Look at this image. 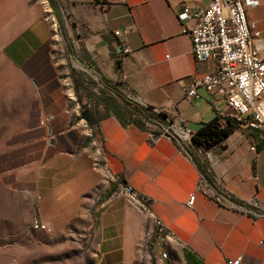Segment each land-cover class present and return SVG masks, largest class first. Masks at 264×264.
Listing matches in <instances>:
<instances>
[{
  "label": "crops",
  "instance_id": "0c3cea01",
  "mask_svg": "<svg viewBox=\"0 0 264 264\" xmlns=\"http://www.w3.org/2000/svg\"><path fill=\"white\" fill-rule=\"evenodd\" d=\"M40 1L0 0V129L20 127L25 98H31L28 112H33V102L38 107L35 91L50 98L53 112L61 106L60 88L53 90V84L65 80L71 86L69 99L74 95L71 82L63 77L62 60L53 56L59 35L42 16ZM53 1L85 28L78 38L86 54L81 63L96 73L98 87H103L101 77L116 81L138 104L166 114L177 112L194 134L203 122L223 112L221 102L203 87L190 99L182 90L193 77L215 69L213 59L194 58L190 36L177 17L183 1L201 6L206 0ZM246 16L261 31L264 43V0L247 5ZM124 44L129 51H122ZM98 109L105 112L102 104ZM95 125L107 173L138 192L148 211L122 197L103 201L94 221V252L89 254L93 264H148L137 254L142 214L167 227L186 264H227L236 259L239 264H264V217L253 218L212 197L226 189L244 201L256 197L264 204L263 131L249 132L241 125L202 155H192L167 136L151 142L141 125L123 123L111 112ZM56 159L51 158L45 174L38 177L42 187L54 185L42 198L57 210L63 205L75 210L79 196L93 183L91 158L81 154L67 159L63 168ZM198 161L206 162L210 180ZM190 194L191 207L186 204Z\"/></svg>",
  "mask_w": 264,
  "mask_h": 264
},
{
  "label": "rangeland",
  "instance_id": "374dc122",
  "mask_svg": "<svg viewBox=\"0 0 264 264\" xmlns=\"http://www.w3.org/2000/svg\"><path fill=\"white\" fill-rule=\"evenodd\" d=\"M40 3L42 16L59 35L53 56L62 60L63 77L71 82L74 95L69 99L71 86L65 80L53 84L51 88L58 87L61 93V106L53 112L50 98L35 91L38 107L33 102L34 110L28 112L31 98H25L20 127L0 129V264H93L89 254L94 252L93 228L100 205L111 197H122L118 182L105 169L95 123L80 117L82 106L92 109L88 90L97 93L99 79L81 63L86 54L78 38L85 28L64 8L53 7L48 0ZM71 73L82 78L88 88L75 90ZM81 154L91 158L93 183L79 196L77 209L63 205L57 210L52 201L42 198L54 185L48 183L44 188L38 177L45 174L51 158L56 156V165L63 168L67 159ZM141 217L142 239L137 245L141 259L148 264H186L177 241L166 233L158 234L150 219L145 214ZM36 221L45 223V228H35Z\"/></svg>",
  "mask_w": 264,
  "mask_h": 264
},
{
  "label": "built area",
  "instance_id": "2783aa9c",
  "mask_svg": "<svg viewBox=\"0 0 264 264\" xmlns=\"http://www.w3.org/2000/svg\"><path fill=\"white\" fill-rule=\"evenodd\" d=\"M253 0H206L201 6L186 1L177 13L183 31L191 39V52L197 61H215V69L200 77H193L185 85L183 95L190 99L203 87L221 102L223 112L220 120L227 117L240 122L249 132H264V43L262 33L247 20L246 6ZM123 52L129 51L126 44ZM152 112L158 113L156 109ZM144 130L151 142L161 136L175 139L189 153L191 150L208 151L193 141L194 133L183 123L179 114H166L160 120L140 117ZM210 149V148H209ZM256 178V177H255ZM119 195L138 210L147 212L145 199L131 186L118 182ZM221 205L237 209L253 218L264 217V204L253 197L244 201L226 189L212 194ZM194 196L190 194L186 204L191 207ZM45 223L36 221L35 228L44 229ZM158 234L167 232V227L154 219ZM169 235V234H168ZM239 259L227 264H239Z\"/></svg>",
  "mask_w": 264,
  "mask_h": 264
},
{
  "label": "trees",
  "instance_id": "16d2710c",
  "mask_svg": "<svg viewBox=\"0 0 264 264\" xmlns=\"http://www.w3.org/2000/svg\"><path fill=\"white\" fill-rule=\"evenodd\" d=\"M48 1L51 6L56 7L53 0ZM117 65H120L119 60H117ZM71 77L75 82V90H77L79 86L85 89L88 88L82 78H77L72 73ZM100 81L103 84V87L98 88L99 93L88 90L89 94L92 96V109L82 106V111L80 113V117L85 119L89 124L97 123L101 116L107 115L111 112L123 123H135L141 125L144 129L140 117L160 120L166 115V113L160 111L158 113H154L150 107L142 106L134 100L128 98L125 93L118 88V82H112L104 77H101ZM95 83L96 82H94V84ZM98 104H102L104 106L105 112H100ZM241 125L242 124L240 122L230 117L225 119V123L221 122L220 117H215L202 123L200 128L193 135V141L197 145H202L205 149H209L219 144L235 129L241 128ZM205 163V161H198L201 171L205 174L207 179L210 180L208 172L206 171Z\"/></svg>",
  "mask_w": 264,
  "mask_h": 264
},
{
  "label": "water",
  "instance_id": "95a60500",
  "mask_svg": "<svg viewBox=\"0 0 264 264\" xmlns=\"http://www.w3.org/2000/svg\"><path fill=\"white\" fill-rule=\"evenodd\" d=\"M34 84L38 87V84L36 82H34Z\"/></svg>",
  "mask_w": 264,
  "mask_h": 264
},
{
  "label": "bare ground",
  "instance_id": "6f19581e",
  "mask_svg": "<svg viewBox=\"0 0 264 264\" xmlns=\"http://www.w3.org/2000/svg\"><path fill=\"white\" fill-rule=\"evenodd\" d=\"M55 28H56V25H55ZM56 36V35H55Z\"/></svg>",
  "mask_w": 264,
  "mask_h": 264
}]
</instances>
